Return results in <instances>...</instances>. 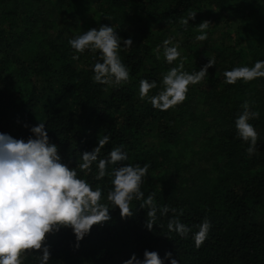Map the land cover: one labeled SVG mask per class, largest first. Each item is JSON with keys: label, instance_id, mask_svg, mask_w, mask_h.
I'll list each match as a JSON object with an SVG mask.
<instances>
[{"label": "trees", "instance_id": "1", "mask_svg": "<svg viewBox=\"0 0 264 264\" xmlns=\"http://www.w3.org/2000/svg\"><path fill=\"white\" fill-rule=\"evenodd\" d=\"M189 11L196 15L185 29L179 20ZM219 13L227 28L206 51L196 45V25L220 20ZM100 25L112 26L122 37L119 55L130 78L119 88L93 81L98 53L77 54L68 43ZM129 37L132 47L124 48ZM169 37L186 57L185 72L200 70L208 59L215 65L189 86L182 104L160 111L141 100L138 90L140 80L156 81L148 94L156 95L162 75L179 63L169 65L163 57ZM257 60H264V0H0V133L26 141L29 129L45 122L49 142L69 167L108 135L99 158L122 144L128 160L116 166L148 163L141 185L145 198L154 193L159 207L176 209L164 216L157 211L152 231L139 201H132L130 217L110 209L111 219L94 225L78 248L71 229L61 228L45 241L48 264H123L133 253L142 260L145 250L162 260L171 252L179 264H264V78L228 85L223 76ZM245 100L259 112L249 121L258 133L252 156L234 124ZM76 170L93 188L103 189L105 203L110 177L94 180L96 163L90 174ZM173 216L192 229L187 238L168 231ZM205 218L211 228L196 248L192 234ZM40 254L27 256L23 264H39Z\"/></svg>", "mask_w": 264, "mask_h": 264}, {"label": "clouds", "instance_id": "2", "mask_svg": "<svg viewBox=\"0 0 264 264\" xmlns=\"http://www.w3.org/2000/svg\"><path fill=\"white\" fill-rule=\"evenodd\" d=\"M196 12L189 11L187 18H181L179 23L187 29L190 20L195 19ZM210 22L205 20L196 25V41L208 39L207 29ZM121 40L112 26L100 25L99 29H89L86 32L70 39V47L77 54L86 50L98 53V58L92 65L95 83L119 88L129 82L130 71L122 63L119 52ZM174 37L163 41V57L171 65L179 60L175 67H171L162 75L161 90L154 96L149 92L157 88V82L142 79L139 82V97L147 99L153 109L167 111L182 104L187 99L190 85L199 84L208 76V68L215 65L214 59H208L200 70L192 73L185 72L186 57H182L179 44H173ZM132 39H123V47H132ZM161 46H157V59L160 58ZM78 60L79 55H73ZM224 82L234 85L237 81L250 82L264 78V60H257L251 67L237 66L223 73ZM243 111L234 121L236 134L239 139L248 143L246 152L252 156L258 149V133L249 123L257 119L259 112L251 111L249 101L241 104ZM24 127H28L27 124ZM32 133L26 141L13 138L9 134L0 133V264H23V259L33 253L37 255L39 264H48L50 260L49 246L45 241L49 234H55L61 228H69L75 237V247L90 233L94 225L108 222L110 209L118 208L121 218L133 215L131 203L139 201V207L146 209L145 227L153 230L157 219V211L164 216L176 209L168 205L159 207L155 201V194L150 193L145 198L141 185L149 174L150 165L144 163L124 164L128 160L124 146L113 147L107 158H99L101 149L109 143L110 137L104 135L99 138L97 146L91 152L81 153V162L75 167H69L61 162L56 144L49 142L45 129V122H40L29 129ZM96 163L94 180H103L110 177L111 190L107 192L106 202L103 189L95 188L84 178L78 176L80 172L90 174L92 165ZM110 166L111 171H109ZM198 231L192 234L194 246L199 248L206 240L211 228L210 221L205 218L196 225ZM167 228L182 238H187L192 229L180 219L173 216L169 219ZM164 260L169 264H179L172 258L171 252H166ZM157 252L145 250L143 259L133 253L123 264H164Z\"/></svg>", "mask_w": 264, "mask_h": 264}, {"label": "rangeland", "instance_id": "3", "mask_svg": "<svg viewBox=\"0 0 264 264\" xmlns=\"http://www.w3.org/2000/svg\"><path fill=\"white\" fill-rule=\"evenodd\" d=\"M221 19L216 21V19H207V21L210 22V25L209 27L212 29L211 31H207V34H208V39L206 41H203V42H198L196 45L197 46H200L201 48H205V50L207 51L208 49L212 48L213 45H214V41L216 40H220V33H221V30L220 29H226L227 26H226V21H225V17H224V13H219L218 14ZM214 22H218L219 23V26L218 27H215L214 26ZM201 50V49H200Z\"/></svg>", "mask_w": 264, "mask_h": 264}]
</instances>
